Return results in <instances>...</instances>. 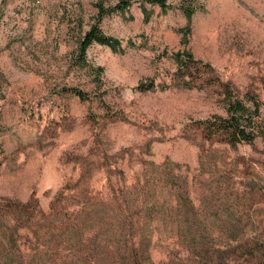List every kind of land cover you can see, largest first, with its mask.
<instances>
[{
    "label": "rangeland",
    "instance_id": "rangeland-1",
    "mask_svg": "<svg viewBox=\"0 0 264 264\" xmlns=\"http://www.w3.org/2000/svg\"><path fill=\"white\" fill-rule=\"evenodd\" d=\"M118 1L0 0V264H263L264 0H132L94 77ZM184 50L258 102L253 142L202 136L225 94L176 86Z\"/></svg>",
    "mask_w": 264,
    "mask_h": 264
},
{
    "label": "trees",
    "instance_id": "trees-1",
    "mask_svg": "<svg viewBox=\"0 0 264 264\" xmlns=\"http://www.w3.org/2000/svg\"><path fill=\"white\" fill-rule=\"evenodd\" d=\"M132 0H119L114 6L107 7L102 2H97L95 7L97 13L95 22L85 32L79 41L78 63L92 71L94 77L99 76L100 69H92L86 64V51L92 44H99L116 49L120 46L119 42L112 37L102 33L99 28V23L102 19L113 12H123L130 6ZM157 5L162 10L169 8L166 0H137ZM192 3H184L181 6L184 15L189 18L196 12ZM143 12L145 9L142 7ZM176 68L173 72L172 80L176 86L185 89L202 88L209 85H219L223 88L225 94V116H215L212 119H206L198 122L200 132L203 137L210 140H217L221 143H226L235 146L238 143H251L258 136L261 131L259 124V104L252 98V106H247L245 102L233 95L230 90V85L223 82L221 78L215 73V70L209 63H204L194 58L193 54L184 50L176 52L173 55ZM151 88V86H150ZM70 89L78 98L85 100L87 95L80 89ZM67 230V229H66ZM73 232V233H72ZM77 229L68 232L69 237L64 238L63 241L72 244L74 241H79L77 236ZM64 234L66 231L64 229ZM8 264V263H6ZM264 264V263H263Z\"/></svg>",
    "mask_w": 264,
    "mask_h": 264
}]
</instances>
